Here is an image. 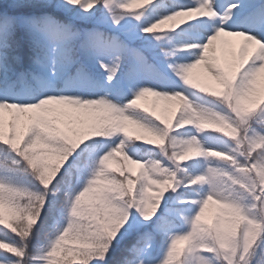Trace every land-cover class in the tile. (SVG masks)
Instances as JSON below:
<instances>
[{
	"label": "snow or ice",
	"instance_id": "1",
	"mask_svg": "<svg viewBox=\"0 0 264 264\" xmlns=\"http://www.w3.org/2000/svg\"><path fill=\"white\" fill-rule=\"evenodd\" d=\"M0 264H264V0H0Z\"/></svg>",
	"mask_w": 264,
	"mask_h": 264
},
{
	"label": "trees",
	"instance_id": "2",
	"mask_svg": "<svg viewBox=\"0 0 264 264\" xmlns=\"http://www.w3.org/2000/svg\"><path fill=\"white\" fill-rule=\"evenodd\" d=\"M195 74L197 75L198 78H200L202 80H205L208 83H213L212 81H210L208 79L207 74L205 72H203L201 68L197 69ZM152 102H153V98L152 97H148L144 101H142V103H144L145 106H147L149 108H151ZM164 109H165V102L161 101L159 103L158 107H157L158 114H160V115H168L169 113H166L164 111ZM213 212H214V209L210 208L209 215H211ZM181 246L183 247V245H181Z\"/></svg>",
	"mask_w": 264,
	"mask_h": 264
},
{
	"label": "rangeland",
	"instance_id": "3",
	"mask_svg": "<svg viewBox=\"0 0 264 264\" xmlns=\"http://www.w3.org/2000/svg\"><path fill=\"white\" fill-rule=\"evenodd\" d=\"M202 71L206 73L203 67H201ZM207 74V73H206ZM208 76V75H207ZM208 79L211 81V78L208 76ZM137 174H139L140 169L138 167L135 168Z\"/></svg>",
	"mask_w": 264,
	"mask_h": 264
}]
</instances>
